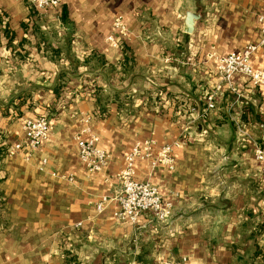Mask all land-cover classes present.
Listing matches in <instances>:
<instances>
[{
    "label": "crops",
    "instance_id": "1",
    "mask_svg": "<svg viewBox=\"0 0 264 264\" xmlns=\"http://www.w3.org/2000/svg\"><path fill=\"white\" fill-rule=\"evenodd\" d=\"M260 14L264 0H0V264H264V86L227 83L216 62L259 42ZM251 61L264 70V46ZM38 116L48 138L28 160L10 153ZM86 128L109 154L96 173L78 156ZM148 139L154 155L173 145L175 167L138 161L136 179L171 215L122 222L117 175Z\"/></svg>",
    "mask_w": 264,
    "mask_h": 264
},
{
    "label": "built area",
    "instance_id": "2",
    "mask_svg": "<svg viewBox=\"0 0 264 264\" xmlns=\"http://www.w3.org/2000/svg\"><path fill=\"white\" fill-rule=\"evenodd\" d=\"M28 5L35 10L56 9L60 0H26ZM261 24V38L258 43L246 44L238 51L231 52L225 56L216 57L217 73L224 81L230 83L234 77L247 80L253 87L264 86V70L254 67L251 58L258 48L264 46V14L258 16ZM114 34L107 37V42L116 48L121 44V38L127 35V29L122 17L115 18L113 22ZM208 108H212V98ZM89 118H85L87 123ZM24 138L21 142L11 147L10 153H23L26 160L36 151L44 140L48 138L52 130L51 120L47 116H38L27 119L23 123ZM84 132L89 134L83 137L76 136L78 156L85 165L87 172L96 173L101 171L108 163L109 154L106 150L97 146L98 138L90 133L89 128ZM155 142L152 139L138 141L125 156V165L118 173L117 179L121 190L117 197L119 205L115 217L122 222L136 223L144 213H149L155 220L162 222L171 215V203L165 200L158 189L148 182L136 179V162L142 161L151 170L159 166L173 169L175 160L172 155L173 145H166L154 155ZM174 145H178L175 143ZM255 157L262 163L264 179V148L257 145ZM97 210H103V202L97 205ZM158 264H187L186 259L179 261L161 260Z\"/></svg>",
    "mask_w": 264,
    "mask_h": 264
},
{
    "label": "water",
    "instance_id": "3",
    "mask_svg": "<svg viewBox=\"0 0 264 264\" xmlns=\"http://www.w3.org/2000/svg\"><path fill=\"white\" fill-rule=\"evenodd\" d=\"M200 17H201L200 12H197V13L188 12V13H186L185 19H184V32L187 34L192 33L194 23Z\"/></svg>",
    "mask_w": 264,
    "mask_h": 264
}]
</instances>
